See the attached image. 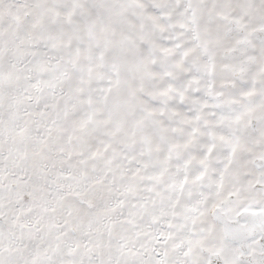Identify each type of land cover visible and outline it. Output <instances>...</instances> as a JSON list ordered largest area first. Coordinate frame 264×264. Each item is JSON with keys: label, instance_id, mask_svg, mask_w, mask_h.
I'll list each match as a JSON object with an SVG mask.
<instances>
[{"label": "snow or ice", "instance_id": "snow-or-ice-1", "mask_svg": "<svg viewBox=\"0 0 264 264\" xmlns=\"http://www.w3.org/2000/svg\"><path fill=\"white\" fill-rule=\"evenodd\" d=\"M0 264H264V0H0Z\"/></svg>", "mask_w": 264, "mask_h": 264}]
</instances>
